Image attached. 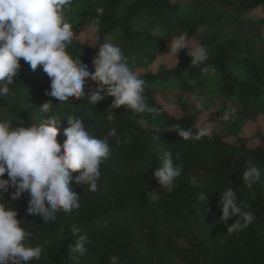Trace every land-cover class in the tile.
I'll use <instances>...</instances> for the list:
<instances>
[{
  "label": "trees",
  "instance_id": "trees-1",
  "mask_svg": "<svg viewBox=\"0 0 264 264\" xmlns=\"http://www.w3.org/2000/svg\"><path fill=\"white\" fill-rule=\"evenodd\" d=\"M238 4L243 10H264V0H238ZM65 17L75 35L67 52L74 59L80 55L90 71L98 47L107 41L118 44L141 66L153 62L157 53L168 52L172 37L184 32L190 46L204 47L209 55L203 65L193 68L185 50L177 65L161 62L156 71L140 73L146 81V102L164 111L156 116L132 115L131 109L121 106L114 110L112 121L107 120L111 97L95 105L83 98L61 103L45 94L50 78L42 66L33 71L21 59L10 92L0 97V117L14 126L21 120L38 123L36 106L50 101L53 114L63 121L59 142L69 115L81 118L95 138L116 130L110 155L100 165L98 189L91 192L73 183L80 207L71 214L60 212L55 222L44 223L27 213V193L11 201L14 189L0 201L16 208L21 226L31 234L26 243L42 246L41 259L34 264H76L69 254V245L75 243L73 225L91 240L79 264H107L112 255L120 264H264V182L247 188L242 180L244 162L252 160L262 169L264 181V131L249 141L228 128L231 113L245 123L264 114V17L239 18L232 0H73ZM209 68L216 71V79L199 73ZM212 93L220 95L223 108L208 114L210 137L184 141L167 130L179 124L196 131L204 125L200 117L207 108L202 101ZM193 96L202 104L200 110L191 101ZM165 150L174 159L179 157L176 162L183 165V173L175 189L162 191L153 203L146 192L161 190L153 172L162 166L160 155ZM192 179L198 184L191 185ZM229 187L256 217L231 235L227 227L238 217L224 224L218 207L221 191ZM201 192L207 193L206 202L199 199Z\"/></svg>",
  "mask_w": 264,
  "mask_h": 264
},
{
  "label": "clouds",
  "instance_id": "clouds-1",
  "mask_svg": "<svg viewBox=\"0 0 264 264\" xmlns=\"http://www.w3.org/2000/svg\"><path fill=\"white\" fill-rule=\"evenodd\" d=\"M73 0H0V97L10 92L23 59L35 71L38 66L50 78V90L45 94L65 103L83 98L91 105L111 97L108 121L114 118V110L124 106L131 109L132 115L147 113L159 115L164 109L151 107L146 102V81L139 77L129 62L135 57L124 54L122 48L107 41L98 47V54L92 61L94 71L78 58H72L67 46L75 39L73 26L67 22L65 11ZM186 50L191 58V67L203 65L208 59V51L201 46H190L186 32L173 36L166 55L179 63V54ZM89 81L92 83L89 84ZM87 89V91H86ZM195 108L202 104L191 97ZM60 103V104H61ZM53 104L48 101L36 106L41 116L38 123L25 124L23 120L15 126L0 117V201L11 192V201H18L23 194L29 196L27 213L39 216L44 223L55 222L57 214H71L80 207V193L75 185L87 187L88 191L98 189L100 165L110 155V140L116 135L111 129L107 135L95 138L83 120L75 115L66 118L67 127L63 129V142L57 140L62 118L52 111ZM229 117L224 116L227 120ZM175 131L184 141L201 140L210 137L212 129L201 125L193 131L174 125ZM177 156L165 150L160 155L161 167L153 172L161 190L146 192L147 200L155 203L162 191L172 192L176 181L183 173V165L178 164ZM78 175H73L77 173ZM5 173L7 178H4ZM243 184L250 188L262 181V169L252 160L243 165ZM191 185L198 181L192 179ZM199 199L206 202L207 193L201 192ZM218 207L220 221L227 224L229 218L238 219L227 227L229 235L246 229L256 217L241 206L236 191L229 187L220 193ZM63 226L59 229L63 232ZM21 226L16 208L0 202V264H34L41 259L43 248L26 243L30 237ZM71 235L75 243L69 245V254L79 264L80 258L87 254L91 244L87 232L73 225ZM107 264H120L119 257L112 255Z\"/></svg>",
  "mask_w": 264,
  "mask_h": 264
},
{
  "label": "rangeland",
  "instance_id": "rangeland-1",
  "mask_svg": "<svg viewBox=\"0 0 264 264\" xmlns=\"http://www.w3.org/2000/svg\"><path fill=\"white\" fill-rule=\"evenodd\" d=\"M234 9L236 12V15L239 18H249V19H257L264 17V10L261 7L255 8L253 10H243L239 4L238 0H232ZM91 34V32H89ZM154 34H159V30H154ZM112 39V36H109V40ZM92 42V39L89 41ZM167 52H159L157 53L156 59L149 63L146 66L138 65L136 61L129 62L130 67L137 72L139 75L140 73H143L145 71H156L158 64L161 62H174V58H172L169 55H166ZM199 73L202 75L203 78L208 80H214L217 77V73L214 69H204L199 71ZM203 105L206 106L207 111L203 113V115L200 117V123L204 124L206 126H209V118L208 114L210 113H217L222 110L223 103L221 100V97L219 94L212 93L207 95L203 101ZM228 128L236 130L238 136L248 139L249 141H253L256 137V134L259 131H264V114H259L257 119L253 122H243L242 118L239 116H235V113H231V118L228 122ZM252 144H255V142H252Z\"/></svg>",
  "mask_w": 264,
  "mask_h": 264
}]
</instances>
